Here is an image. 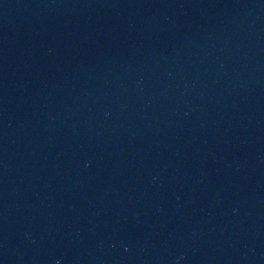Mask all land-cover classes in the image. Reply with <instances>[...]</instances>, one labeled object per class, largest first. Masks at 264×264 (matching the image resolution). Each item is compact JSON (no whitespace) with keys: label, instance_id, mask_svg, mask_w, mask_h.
Listing matches in <instances>:
<instances>
[{"label":"water","instance_id":"1","mask_svg":"<svg viewBox=\"0 0 264 264\" xmlns=\"http://www.w3.org/2000/svg\"><path fill=\"white\" fill-rule=\"evenodd\" d=\"M0 264H264V0H0Z\"/></svg>","mask_w":264,"mask_h":264}]
</instances>
